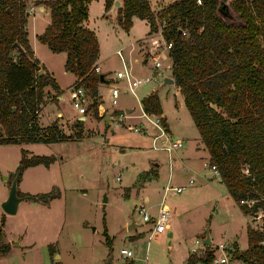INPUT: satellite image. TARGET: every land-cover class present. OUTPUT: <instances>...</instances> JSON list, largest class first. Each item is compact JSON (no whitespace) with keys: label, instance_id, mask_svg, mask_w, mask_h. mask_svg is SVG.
<instances>
[{"label":"rangeland","instance_id":"374dc122","mask_svg":"<svg viewBox=\"0 0 264 264\" xmlns=\"http://www.w3.org/2000/svg\"><path fill=\"white\" fill-rule=\"evenodd\" d=\"M149 1L156 12L157 7L171 2ZM26 4L25 12L31 10L30 7H38L33 0H26ZM98 12L99 6L92 4L90 21L98 17ZM28 16L26 12V19ZM29 17L28 33L35 39V32L40 34V26L48 23L49 17L37 8ZM223 18L235 22L231 8H226ZM96 21L91 26L100 30L97 38L101 41L100 57L104 59L101 73L106 79L97 86V98L101 102L99 114L88 102L87 117L77 127V113L70 99L63 106H56L55 102H50L53 100L50 96H57L46 86L43 92L47 94L43 99L49 103L42 111L39 124L46 125L55 110L62 111V121L52 123L66 135L65 139L51 143H0V202L6 198L7 187L17 174L22 151L27 157L53 156L54 159L47 167L38 164L21 171L16 183L17 193L29 197L59 193L46 203L24 196L12 216L4 214L0 207V213L4 214L3 231L11 246V251L0 257V264H49L50 260L61 264H106L107 257L113 264H186L187 256L204 257L206 254L200 252L206 231L212 243L236 242L238 252L245 250L246 228L261 230L262 214L258 211L254 215H243L228 196L225 185L211 171L182 95L174 85L161 86L162 76L172 78L170 72L164 70L154 84L138 87L137 99L126 92L123 81L115 80L113 73L120 69L115 55L118 49L129 59L133 75L149 76L152 56L148 53L155 36L148 34V23L137 21L131 32L125 34L111 19ZM140 36L144 39L132 42ZM36 56L61 89L75 84V76L64 70V52L54 54L38 41ZM136 58L139 62H135ZM112 88L118 90L116 104H112ZM151 90L157 93L172 132L171 139L179 138L183 142L182 148L171 154L170 161L164 151L150 148L156 130L139 117L138 100ZM85 94L90 100V95ZM123 105L133 109L132 117L126 121L119 119L121 111L115 112ZM52 108L54 111L50 113ZM105 115L109 116L106 123ZM135 124H142L141 132L127 129L128 125ZM78 132L82 133L79 139ZM0 134H3L1 129ZM188 180H192L191 185L187 184ZM165 186H186V189L165 194L163 202L170 208V230L149 236V225L141 221L136 209L142 203L148 214L154 216ZM144 196H147L146 201H143ZM131 221L135 227L128 230ZM49 246L55 251L53 258L48 255ZM123 247L132 251V259L120 257ZM56 255L59 258H54ZM196 264L204 263L197 261Z\"/></svg>","mask_w":264,"mask_h":264},{"label":"trees","instance_id":"16d2710c","mask_svg":"<svg viewBox=\"0 0 264 264\" xmlns=\"http://www.w3.org/2000/svg\"><path fill=\"white\" fill-rule=\"evenodd\" d=\"M33 1L49 9L50 23L36 40L54 54L64 52V70L76 78L72 88L84 89L93 99L90 106L96 109L98 42L94 33L83 26L90 0ZM113 1L103 0L105 11L111 9ZM121 2L115 20L125 32L131 28L133 17L146 20L148 34L156 30L157 20L165 21L161 36L171 44L167 52L169 72L206 150L208 165L217 167L220 182L243 215L262 214L261 230L246 228L245 250L238 252L233 242L235 256L244 264H264V0H200L199 4L197 0H172L157 12H152L147 0ZM26 7V0H0L1 144L51 143L66 137L54 123L41 127L34 114L45 103V87L50 86L56 93L58 87L34 58L27 41ZM227 7L233 11L235 22L223 18ZM14 43L24 52L20 53ZM140 105L147 113L162 114L156 93L142 97ZM161 123L166 129L164 116ZM80 124L78 121L76 126ZM81 135L78 132L76 137ZM53 159L27 157L22 151L17 181L25 168L38 164L47 167ZM58 196L48 192L25 197L46 203ZM0 219L3 255L10 245L4 242L3 217ZM103 235L106 241L105 230ZM54 253L49 246V257ZM187 257L186 264H209L212 256L206 252L205 258ZM51 264L61 263L51 260Z\"/></svg>","mask_w":264,"mask_h":264},{"label":"built area","instance_id":"2783aa9c","mask_svg":"<svg viewBox=\"0 0 264 264\" xmlns=\"http://www.w3.org/2000/svg\"><path fill=\"white\" fill-rule=\"evenodd\" d=\"M197 3H200V0H197ZM28 14H30V10L27 11ZM165 25L164 20H157V28L154 31V33H151L152 36H155L154 41L152 43L151 52L148 53V55L152 56V63L150 65L151 72L149 76L146 77H136L133 75L131 66L129 64V59L126 60L125 57L122 54V49H118L115 51L116 57L119 58L120 61V69L118 71L114 72L115 80L123 81L125 83V90L127 93H129L133 98L137 99V95L135 91L138 87H141L146 84H154L159 76H162V71L168 70L170 71L171 68V62L170 58L167 54L169 48L171 47L170 43H167L162 38V29ZM183 34V33H182ZM147 49V48H146ZM145 61V60H144ZM135 62H139V60L136 58ZM143 64V60L141 61ZM94 73H99L98 68H94ZM163 78L165 76H162ZM162 82V81H161ZM152 91V90H151ZM153 93V92H151ZM110 94L112 96V104H116V99L118 98V90L117 88H112L110 91ZM69 99L70 104L77 113V120L79 121L80 118L87 117L86 113V105L88 102L90 104L93 102V99L89 98L87 94H85L84 89L78 88H72L69 92ZM139 101V117L147 123L151 128L156 130V133L151 137L150 140V148L154 151L160 150L164 151L167 154L168 161L171 160V154L175 153L176 151L180 150L182 148L183 142L179 138L171 139L169 135L166 132V129H164L162 123H161V116L160 115H152L150 113H147L141 109L140 100ZM103 109V108H102ZM130 110V109H129ZM99 111V110H98ZM131 111V110H130ZM34 114L37 118L40 117L39 112L34 111ZM119 119L124 121L125 119H128L132 117V113L130 112L127 114L122 110L119 112ZM136 125V124H135ZM141 125H128L127 129L131 130L133 132H141ZM210 169L213 172V174L218 177V170L215 165H210ZM118 180V178H116ZM187 184L191 185L192 180H188ZM186 189V186H176V187H169L165 186L163 193L161 195V199L158 202V207L156 209V213L154 216H151L148 214L147 210L144 209L142 203L138 206L136 209V212L139 216H141V221L143 223H146L149 225L147 232H149L150 235H157L159 233H163L167 230H169L170 227V208L166 205V203L163 202L164 196L167 192H172L174 194L180 193ZM242 204H244L243 201H241ZM135 204L138 203L135 201ZM201 243V242H200ZM200 252L202 255L205 254V252H209L211 254V259L209 264H244L243 261L235 256V248L232 244H225V243H212L210 246H206L201 244ZM120 257L123 259H132V251L126 247H123L119 251Z\"/></svg>","mask_w":264,"mask_h":264},{"label":"crops","instance_id":"0c3cea01","mask_svg":"<svg viewBox=\"0 0 264 264\" xmlns=\"http://www.w3.org/2000/svg\"><path fill=\"white\" fill-rule=\"evenodd\" d=\"M40 1H43V0H40ZM148 2H149V5H150V7H151V1H149V0H147ZM118 2L120 3L119 4V7H121V5H122V2H121V0H118ZM171 2H172V0H171ZM170 2V3H171ZM96 4L97 6H99V12H98V17L96 18V19H94L93 21H90V20H92L91 19V16H93V14L92 15H90V10H91V6H92V4ZM169 3V4H170ZM168 5V4H167ZM167 5H165V4H163L162 6H159V7H157L155 10H160L161 8H163V7H165V6H167ZM31 8V10H30V14H29V16H31V15H33V11H34V9L35 8H37L38 9V11L40 12V13H45L46 15H48V17H49V9L45 6V5H43V6H38V7H30ZM151 10H152V12H156V11H153L154 10V8L152 9L151 8ZM116 12L117 11H115L114 12V14L112 13L111 14V12H110V9L108 10V11H105L104 10V2H103V0H90V2H89V4H88V6H87V18L84 20V22H83V26L85 27V28H88V29H90L93 33H94V36H95V39H97V42H98V56H97V58H98V60H97V62H96V67L98 68V71H99V74L102 72V69H101V62H102V60H104L103 58H101L100 57V52H101V50H100V48H101V41H100V39H98L97 38V34L100 32V30H98L99 28H96L95 26H91V24L92 25H95L96 24V20L97 19H99V20H103V18L104 19H111L112 21H115L116 22V20H115V17H116ZM27 17V19H26V23H27V26H26V30H27V41H29V45H30V47H31V49H32V51H33V55H34V58L35 59H37V60H39L38 58H37V56H36V50H37V47H38V41L36 40V36L39 34V33H36L35 32V39L34 38H30V36H29V33H28V19L30 18V17ZM131 20H132V26H131V28L127 31V32H125L123 29V31H124V33L125 34H128L129 32H131V30H132V28L134 27V25H135V22H146V20H140V19H138V18H131ZM50 22L48 21V23H44L43 25H41L40 26V28H39V31H43L44 30V28L49 24ZM116 24H118L117 22H116ZM119 26V25H118ZM120 27V26H119ZM121 28V27H120ZM41 31V32H42ZM117 31V30H116ZM148 31H149V26H148ZM40 32V33H41ZM118 32V31H117ZM117 32H115V33H117ZM115 37V36H114ZM142 39H144V38H142L141 36L140 37H136V39H135V41H132V42H136V41H138V40H142ZM132 42H129V44L130 43H132ZM146 48H147V46H145V51H146ZM107 57V56H106ZM108 58V57H107ZM147 64V63H146ZM40 65H42V64H40ZM151 65V64H150ZM43 66V65H42ZM104 74V73H103ZM57 84V83H56ZM173 85H174V83H173ZM173 85H170V86H173ZM57 87H58V92L56 93L55 92V95L57 96V97H54V95H51L50 97H52V101H50V102H55L56 103V106H63L64 105V102H68L69 101V92H70V90L72 89V86L70 85V86H67V87H64V89H61L60 87H59V85L57 84ZM176 88V87H175ZM47 91H49V90H46V92ZM152 91H150L149 92V94L151 93ZM67 93V94H66ZM153 93H156V92H153ZM157 94V93H156ZM148 95V94H147ZM147 95H145V96H147ZM49 96V95H48ZM144 97V96H143ZM51 99V98H50ZM182 102H183V98H182ZM48 103L49 102H46V103H44L43 105H42V107H41V111L39 112V114H40V117L38 118V124L40 123L39 122V119L40 118H42V111H43V109H45L46 108V106L48 105ZM100 101H99V99L97 98V105H96V109H97V113H98V110L100 109ZM125 109H130L131 111V113H133L132 111H133V109H131L129 106H127V105H123L121 108H119V109H116L115 110V112H119V111H122V110H125ZM50 111V113H53V108L52 109H50L49 110ZM162 111V110H161ZM55 115L50 119V121H48L47 123H46V125H49L50 123H52V122H55V121H62V118L64 117V114L62 113V111H59V110H55V113H54ZM99 114V113H98ZM161 116H164V119H165V123H166V129H167V133H168V135L170 136V138L172 137V132H171V129H170V126H169V123H168V121H167V118H166V116H165V114L163 113V111H162V114H161ZM85 119H86V117L83 119V121H85ZM127 120V119H126ZM126 120H124V121H126ZM82 121V122H83ZM40 125V124H39ZM46 125H43V126H41V127H46ZM198 133V132H197ZM198 137H199V135H198ZM202 152H204L205 154H206V157H207V161H208V155H207V153H206V150H205V148L203 147L202 148ZM21 155V154H20ZM181 155H183V154H181ZM19 159H20V157H19ZM19 161V160H18ZM219 178H217V180H218ZM5 199V197L3 198V200ZM147 200V196H144L143 197V201H146ZM135 202V200H133V203ZM167 205V204H166ZM168 206V205H167ZM169 207V206H168ZM0 215H1V217H4L3 215L4 214H1L0 213ZM0 217V218H1ZM4 229H5V227H4ZM169 230H170V227H169ZM168 231V230H167ZM4 236H5V230H4ZM4 239H5V242L6 243H9V240L8 239H6L5 237H4ZM10 244V243H9ZM11 251V246H10V249H9V251L6 253V254H8L9 252ZM6 254H3V255H0V257H2V256H6ZM54 255V254H53ZM53 255H52V258H53ZM55 258V257H54ZM59 258V257H58ZM49 260V259H48ZM60 262V261H59ZM49 264H51V260H50V263Z\"/></svg>","mask_w":264,"mask_h":264},{"label":"water","instance_id":"95a60500","mask_svg":"<svg viewBox=\"0 0 264 264\" xmlns=\"http://www.w3.org/2000/svg\"><path fill=\"white\" fill-rule=\"evenodd\" d=\"M114 4L112 6V9H111V13H114L115 10H117V8L119 7V2L118 0H114L113 1ZM223 10H224V6L222 7ZM14 47L20 52V53H23V49L20 47V45L18 43H14ZM41 73V72H39ZM99 83L100 82H105L106 79H105V76L103 75V73H100L99 75ZM163 85H173V79L172 78H169V77H165L162 79V83H161V86ZM124 112H126L127 114L130 113V110L129 109H125ZM108 115H105L104 117V122L106 123L107 120H108ZM84 119L83 118H80L79 121L82 122ZM220 181V179H218ZM16 183H17V175H15L9 185H8V192H7V196L4 200H2L0 202V207L3 211L4 214L6 215H9V216H12V214H15L17 209H18V204L20 202H22L25 197L24 196H19L18 193H17V188H16ZM105 200V198H104ZM132 223L129 224L127 226V229L128 230H131L133 229V227H135V223L133 221H131ZM202 244L203 245H206V246H210L212 244V241H211V238H209L208 236V233L207 231L205 232V235L203 237V239L201 240ZM55 258H58V256L56 255ZM106 264H113L112 263V259L110 257H107L106 258Z\"/></svg>","mask_w":264,"mask_h":264}]
</instances>
